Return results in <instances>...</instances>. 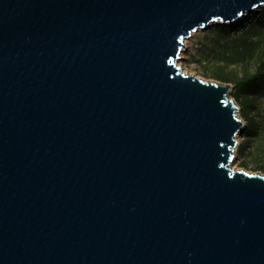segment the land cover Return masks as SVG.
Returning <instances> with one entry per match:
<instances>
[{
    "label": "water",
    "instance_id": "water-1",
    "mask_svg": "<svg viewBox=\"0 0 264 264\" xmlns=\"http://www.w3.org/2000/svg\"><path fill=\"white\" fill-rule=\"evenodd\" d=\"M264 0H0V264H264V176L186 40Z\"/></svg>",
    "mask_w": 264,
    "mask_h": 264
},
{
    "label": "rangeland",
    "instance_id": "rangeland-1",
    "mask_svg": "<svg viewBox=\"0 0 264 264\" xmlns=\"http://www.w3.org/2000/svg\"><path fill=\"white\" fill-rule=\"evenodd\" d=\"M263 21L264 8H261L233 25L218 22L193 33L186 40L178 66L184 74L213 82H223L217 76L234 81L264 71ZM226 84H230L233 91L234 85ZM237 105L244 128L238 137L231 168L264 176V90L255 96L243 97ZM248 119L256 123L251 136L244 133L250 122Z\"/></svg>",
    "mask_w": 264,
    "mask_h": 264
},
{
    "label": "trees",
    "instance_id": "trees-1",
    "mask_svg": "<svg viewBox=\"0 0 264 264\" xmlns=\"http://www.w3.org/2000/svg\"><path fill=\"white\" fill-rule=\"evenodd\" d=\"M261 24L264 26V21ZM217 78L223 81V83H232L234 85L231 95L238 103L242 101L243 97L249 98L264 90V71L256 74H247L234 81L223 76H217ZM248 121L250 122L244 133L247 136H251L255 131L256 123H253L250 119Z\"/></svg>",
    "mask_w": 264,
    "mask_h": 264
}]
</instances>
